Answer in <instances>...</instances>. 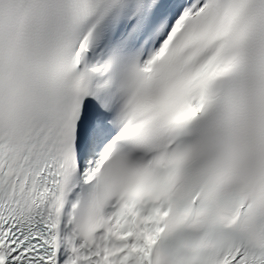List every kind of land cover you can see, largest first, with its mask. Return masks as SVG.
<instances>
[{
	"label": "snow or ice",
	"instance_id": "obj_1",
	"mask_svg": "<svg viewBox=\"0 0 264 264\" xmlns=\"http://www.w3.org/2000/svg\"><path fill=\"white\" fill-rule=\"evenodd\" d=\"M0 264H264V0H0Z\"/></svg>",
	"mask_w": 264,
	"mask_h": 264
}]
</instances>
